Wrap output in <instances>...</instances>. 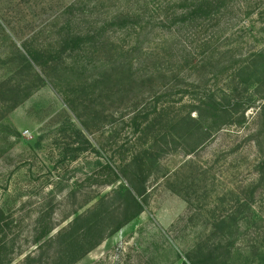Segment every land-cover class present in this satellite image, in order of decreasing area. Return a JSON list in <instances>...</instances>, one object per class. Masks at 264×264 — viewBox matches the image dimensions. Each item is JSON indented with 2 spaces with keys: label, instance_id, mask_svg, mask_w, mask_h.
Masks as SVG:
<instances>
[{
  "label": "rangeland",
  "instance_id": "obj_1",
  "mask_svg": "<svg viewBox=\"0 0 264 264\" xmlns=\"http://www.w3.org/2000/svg\"><path fill=\"white\" fill-rule=\"evenodd\" d=\"M140 1L0 0V260L6 264H26L46 210L54 240L43 245L41 264H62L69 231H61L74 218L75 232L99 224L68 264H213L214 258L264 264V109L258 105L245 124L223 126L192 154L177 149L159 156L144 210L109 233L121 218L123 196L110 191L118 182L101 180L129 162L120 145L135 135L122 117L148 90L133 57L172 38L156 32L136 40L130 24H104ZM251 21L243 49H264V24L255 13ZM247 22L240 16L238 23ZM96 25L104 27L95 37L102 50L87 56L91 44L70 50L67 34ZM114 45L134 48L126 63ZM25 49L37 52L35 59Z\"/></svg>",
  "mask_w": 264,
  "mask_h": 264
},
{
  "label": "trees",
  "instance_id": "obj_2",
  "mask_svg": "<svg viewBox=\"0 0 264 264\" xmlns=\"http://www.w3.org/2000/svg\"><path fill=\"white\" fill-rule=\"evenodd\" d=\"M254 13L264 24V0H141L139 5L129 6L104 23L116 27L130 24L136 40L143 35L156 36V32L172 36L169 45L161 43L164 48L136 52L133 57L135 70L146 78L142 83L148 90L132 108L127 107L128 112L122 117L135 135L120 145L129 155V162L113 167L112 177L101 180L107 185L118 182L110 191L123 196L117 206L121 218L109 233L144 210L145 195L151 188L147 178L159 156L177 149L192 154L223 126L245 124L247 111L255 105L264 109V49H243L247 43L242 42L246 33L253 32L249 24ZM240 16L248 20L246 25L238 23ZM102 31L104 27L87 26L83 32L67 34L65 40L70 50L91 44L92 50L84 48L87 56L105 47L95 38ZM129 32L123 36L126 38ZM111 48L123 52L124 63L128 52L134 50L124 45ZM25 51L29 59H35L33 53L37 52ZM128 67L130 71V64ZM28 96L25 92L23 99ZM49 214L46 210L37 220L33 239L36 246L25 257L26 264L34 260L41 264L43 245L54 240L49 236L54 226L50 218L45 220ZM73 220L61 231H69L62 246V264H68V258L94 237L92 229L99 224L98 220L88 222L78 233ZM81 240L85 243L79 244ZM0 261L6 264V260ZM212 261L218 263L216 258Z\"/></svg>",
  "mask_w": 264,
  "mask_h": 264
}]
</instances>
